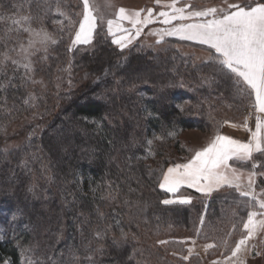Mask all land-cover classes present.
I'll use <instances>...</instances> for the list:
<instances>
[{"label": "trees", "instance_id": "obj_1", "mask_svg": "<svg viewBox=\"0 0 264 264\" xmlns=\"http://www.w3.org/2000/svg\"><path fill=\"white\" fill-rule=\"evenodd\" d=\"M50 4L53 12L46 15ZM54 7V0H0V58L4 52L10 56L23 36L13 19L29 16L32 27L43 20L59 39L42 74L50 80L61 76L69 61L75 74L94 76L77 88L52 86L36 99L23 68L6 62L0 71L5 84L0 89V264H27L17 241L32 247L33 264L161 260L154 238L169 229H190L200 206L164 205L169 194L156 185L159 172L166 171L174 151L185 152L184 131L221 133L224 116L232 110L244 118V108L254 104L252 95L221 75L214 52L201 63L178 49L121 50L98 36L93 49H75L71 58L67 45L73 28L67 21L51 23L59 18ZM61 8L75 22L81 1L62 0ZM13 125H22L26 139L8 150ZM263 156L256 158L264 162ZM219 193H232L243 205L210 203L213 220L220 226L235 210L244 223L252 201L233 188L211 195ZM114 218L128 233L126 240L109 227ZM105 229L107 236L97 239L95 233Z\"/></svg>", "mask_w": 264, "mask_h": 264}, {"label": "snow or ice", "instance_id": "obj_2", "mask_svg": "<svg viewBox=\"0 0 264 264\" xmlns=\"http://www.w3.org/2000/svg\"><path fill=\"white\" fill-rule=\"evenodd\" d=\"M46 2L47 0H45ZM159 2L160 0H157V3ZM61 3L62 0H54V11L59 18L52 19L51 23L63 25L64 21H67L72 25L74 32L71 48L79 45H92L98 20L103 19L99 12V6L94 0H81V11L78 14V19L73 22L68 13L61 8ZM105 6L111 7L109 0H106ZM15 7H19V5ZM169 7L171 12L161 11L159 13V16L164 18L162 22L166 25L172 24L173 21H181V23L154 34L160 36V39H163L164 35L178 36L180 39L199 41L209 45L215 51L212 62L218 65L221 75L226 76L238 91L248 90L250 95H254L256 108L259 112L264 113V3H257L250 7H241L238 4L229 5L230 9H235L234 11L211 7L188 12L186 8H190L191 5L177 7L176 0H173ZM44 12L46 15L52 13L53 6L48 5ZM207 17H211V19H207ZM3 18L0 16V19ZM124 21L133 27L141 26L136 27L135 36L138 37L143 26L154 22L153 13L149 9L147 17L141 19V12L137 11L133 15H128L124 8H119L113 18L106 20L107 34L112 37L111 42L119 46L121 50L131 43L132 38L129 30L123 26ZM184 21L192 22L183 23ZM22 22L27 23L28 26L24 27ZM13 23L20 25L22 30L29 34L27 41L19 44L23 62L12 59L7 52H4L0 58V71H3L6 62H10L16 69L23 68V79L31 81L30 73L34 70L32 57L43 52V58H46L49 46L55 45L57 40L43 26V20L36 28L31 27L29 16L13 19ZM11 51H16V49L13 48ZM9 82H11V78H9ZM4 87L5 84L0 83V89ZM29 99H34V97L30 96ZM25 103H28V100H25ZM145 111L148 110L145 109ZM262 133H264V121L259 118H257L256 129L252 131L251 139L248 142H241L217 133L207 146L194 151L187 162L176 163L163 171L158 185L173 196H176L183 186L195 189L205 195H210L213 191L227 186L235 188L241 196L250 197L251 200L256 201L261 211L248 212L246 222L243 223L246 234L235 244L232 251L233 257L248 245V242L259 230H264V200H259L254 194L255 177L258 174L264 176V171L249 172L247 175L249 190L240 191L242 174L229 162H247L252 160L253 153L264 154V135ZM147 143L151 145L152 141H147ZM251 166L255 169L258 165L253 163ZM162 203L164 205L190 204L191 198L179 196L176 199H165ZM257 216H260L261 219L257 220ZM201 222L203 223V220ZM109 227L118 228L120 239L126 240L128 233L121 227L119 218H114V223ZM107 233L108 229L103 232L97 231L95 237L104 239ZM113 239L115 240V237ZM57 240H59V236ZM158 243L164 245L168 241L160 240ZM17 244L21 254L28 257L27 264H33L31 257L28 256L32 247L20 245L19 241ZM208 247H212V245H208ZM187 258L184 257V259ZM88 260L89 264H92L91 258ZM51 264H55V261H52Z\"/></svg>", "mask_w": 264, "mask_h": 264}, {"label": "rangeland", "instance_id": "obj_3", "mask_svg": "<svg viewBox=\"0 0 264 264\" xmlns=\"http://www.w3.org/2000/svg\"><path fill=\"white\" fill-rule=\"evenodd\" d=\"M258 1L264 0H176V6L185 7L186 5H191L190 8H186V11L188 12L193 10H205L211 7L228 10L230 9L229 5L238 4L248 6ZM94 2L99 6V12L103 16V19L98 20V27L93 44L79 45L71 48V41L74 32L73 29L70 33L71 36L67 45L69 49V56H71V58L73 55L72 53L75 49H79L80 51L93 49L98 36H103V38L112 41V37L109 36L106 31V20L109 18H113L116 10H118L119 8H124L126 10V14L128 15H133L135 12L139 11L141 12V19L147 17L148 10L150 9L152 10L154 21L147 26H143L142 31L138 37L135 36L136 27L141 26L137 25L136 27H133V25H131L127 21H124L123 26L129 30V32L132 34V38L131 43L128 44V46L123 50H127L134 45H138L145 50H151L155 53H163L169 50L171 51L178 49L181 55L187 57L194 56L196 61L201 63L207 62L213 55L212 51H209L203 46L189 43L187 41H178L168 35H164L163 39H160V36L154 34L160 30L171 28L173 25H175L174 22H178L173 21L172 24L166 25L162 22L164 18L159 16V13L161 11L171 12V8L169 7V5L173 3V0H160L159 3H157V0H109L111 7L105 6L106 0H94ZM80 11L78 12V14L80 13ZM18 26L19 29H22L20 25ZM23 26L27 27L28 24L23 23ZM46 30L53 35L58 43L59 39L57 38V35L47 28ZM22 34L23 36L21 37V41L18 43L17 48H15L16 51H12L10 55L12 59H17L21 62H23V54L19 52V44L21 42H26L29 36V34L24 31L22 32ZM55 45L49 46L46 58H43V52L37 53L32 57L34 70L30 73L32 77L31 94H33L36 99L48 92V90H50L52 86L53 88L55 87L57 89L61 88L62 86L64 87V85L77 88L82 83L91 81L94 77L88 72L75 74L72 67L70 66L71 63L69 61L65 66L61 67L62 69L59 68L61 69V76H56L54 77V79L50 80L47 76L42 74L40 69H42L44 65H48L50 63V58L52 56H55V53L53 52V48ZM117 47L119 48V46ZM233 113L234 112L231 110L224 116L225 120L218 128V130L223 131L226 128L229 131H234V127L232 125L241 123L242 120H245L242 117L241 111L237 113L235 112L236 114ZM22 125H13L7 133V137L9 139H6L8 140V142L6 143V148H8V150L18 148L26 139V137L23 136L24 130L22 128ZM247 128L249 129V127ZM247 128H245V131H248ZM214 134H217L215 130L211 132H203L198 129H189L184 131L181 135V138L182 148L185 152L174 151V153L170 155L169 161L167 162L168 167L176 163L185 162L188 157L194 153V151L202 148L204 144H206L212 137L211 135ZM150 141L153 142V138H150ZM162 170L163 169H161V171L159 172V176L156 180L157 186L159 185L160 177L163 172ZM179 196L190 197L191 204L200 206L196 221L192 223L191 228L188 230L178 229L174 231L169 229L164 233L157 235L154 238V241H152V244L157 250L159 249L161 251V260H159L160 257L145 259H143V257H139L135 261L136 264H264V234H261V237H259V239L255 243H252V241L248 242V245L246 246L248 254L251 253L250 250H252L253 248L252 253L250 254L251 258L249 257L248 259H242V253L237 256V259L235 257H232V251L235 248V244L245 234L242 223L243 219L239 215L240 213L238 211L235 212L234 210L231 214V218H227L226 222L220 226L218 222L213 220L214 211L213 206H209L210 203L217 204L219 202H227L228 205L233 206L232 209L234 208V206L236 208V206L238 205H243L241 204V202H239L238 199H235L232 193L204 195L201 193L194 194L189 191V189H187L179 193V195L177 194L176 196L167 195V197H165L163 200L176 199ZM224 196L225 198H223ZM202 220L203 223L201 222ZM211 221L213 223L212 225L210 224ZM137 240L139 242H142V239L140 237ZM160 240L168 241V243L161 245L158 243V241ZM208 245H212V247H208ZM184 257L188 258L184 259Z\"/></svg>", "mask_w": 264, "mask_h": 264}, {"label": "crops", "instance_id": "obj_4", "mask_svg": "<svg viewBox=\"0 0 264 264\" xmlns=\"http://www.w3.org/2000/svg\"><path fill=\"white\" fill-rule=\"evenodd\" d=\"M257 3H264V1H258V2H256V3H253V4L248 5V6H245V5H240V6H241V7H250V6H255ZM228 10H229V11H234L235 9H228ZM207 19H211V17H207ZM190 22H192V21H184L183 23H190ZM179 23H181V21L174 22L175 25H177V24H179ZM171 37L174 38L175 40H178V41H187V42H189V43H193V44H197V45L203 46V47L207 48L209 51H212V52L215 53L214 49H212L209 45H207V44H202V43H200L199 41H194V40H184V39H180L178 36H171ZM252 98H253V103H254L253 106H254V108L256 109V112H257L256 117L259 118L261 121H264V113L259 112L258 109L256 108V106H255V97H254V95H252ZM244 121H245V120H244ZM244 121L242 120L241 123H238V124L232 125V126L234 127V131H229L228 129L225 128V129H224L221 133H219V134L227 135V136H229V137H231V138H233V139L239 140V141H241V142H248V141L251 139V133H252V131H255V129H256V125H255L254 127H249V129H251V131H249V129L246 127V123H245ZM240 124H243V125H240ZM229 127H230V126H229ZM245 128H247L248 131H245V130H246ZM215 135H216V134L211 135L212 137L209 139V141H208L206 144H204L203 147L207 146V144H208V143H209V142L215 137ZM262 135H264V133H262ZM258 154H260V155H262V156L264 155V154H261V153H253L252 160H250V161H247V162L230 161V162H229L233 167L237 168L238 171L242 174V175H241V179H240V184H241V189H240V191H247V190H249V189H248V185H247V175H248L249 172L255 171V172H257V173H260V172L264 171V162H261L260 159L258 160V158H256V156H257ZM191 156H192V155H191ZM191 156H189L188 159H190ZM263 157H264V156H263ZM188 159H187V160H188ZM187 160H186L185 162H187ZM185 162H182V163H185ZM253 163H256V164L258 165L255 169L252 168V166H251ZM225 188H229V187H227V186L222 187V188H220V189H218V190L213 191L211 194H213V193L216 192V191H221V190H223V189H225ZM254 188H255V193H254L255 196H256L259 200H264V176L258 174V175L255 177V185H254ZM183 189H189V190L196 191L195 189L187 188V186H183V187L180 189V191L183 190ZM233 189H235V188H233ZM163 190H164V189H163ZM235 190H236V189H235ZM164 191H165V190H164ZM180 191H179V192H180ZM236 191H237V190H236ZM165 192H166V191H165ZM179 192L177 193L178 195H179ZM196 192H197V191H196ZM237 192L240 194L239 191H237ZM167 193H168V192H167ZM198 193H201V192H198ZM168 194H169V195H173V194H171V193H168ZM177 194H176V195H177ZM201 194H204V193H201ZM211 194H210V195H211ZM204 195H205V194H204ZM247 198L251 200L250 197H247ZM251 201H252L253 205L251 206L249 212H250V211H258V212L261 211V210L259 209V207H258L257 202L254 201V200H251ZM246 219H247V217H246ZM246 219H245L244 222H246ZM256 219L259 220V219H261V217H260V216H257ZM245 234H246V230H245ZM245 234H244V235H245ZM261 234H264V230H259V231L256 233V235L253 237V239H251L249 242L252 241V243H255V242L259 239V237H261ZM252 250H253V248H252ZM252 250H250L251 253H252ZM241 251H242V252H240V253H242V254H241V258H242V259H245V258L248 259L249 257L251 258V255H250L251 253L248 254V250H247L246 246H245L244 248H242ZM240 253H237V255L235 256L236 259L238 258L237 256H238ZM232 257H233V256H232Z\"/></svg>", "mask_w": 264, "mask_h": 264}, {"label": "built area", "instance_id": "obj_5", "mask_svg": "<svg viewBox=\"0 0 264 264\" xmlns=\"http://www.w3.org/2000/svg\"><path fill=\"white\" fill-rule=\"evenodd\" d=\"M244 119L247 127H254L257 122V112L253 105H248L243 110Z\"/></svg>", "mask_w": 264, "mask_h": 264}]
</instances>
